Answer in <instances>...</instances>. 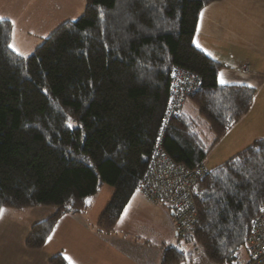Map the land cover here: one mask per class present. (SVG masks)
Returning <instances> with one entry per match:
<instances>
[{"label":"trees","instance_id":"1","mask_svg":"<svg viewBox=\"0 0 264 264\" xmlns=\"http://www.w3.org/2000/svg\"><path fill=\"white\" fill-rule=\"evenodd\" d=\"M218 1L85 0L77 20L27 57L10 49L12 24L0 20V208L54 209L31 226L28 250H40L57 221L84 212L105 185L114 192L97 228L111 234L160 133L162 151L191 169L249 112L255 89L219 84L222 64L193 44L201 10ZM176 68L197 75L200 89L165 120ZM191 193L196 221L179 239L197 258L170 247L161 264H195L198 255L248 264L250 225L264 205V139L208 170ZM48 264L67 262L56 255Z\"/></svg>","mask_w":264,"mask_h":264},{"label":"crops","instance_id":"2","mask_svg":"<svg viewBox=\"0 0 264 264\" xmlns=\"http://www.w3.org/2000/svg\"><path fill=\"white\" fill-rule=\"evenodd\" d=\"M193 44L212 60L222 64L223 68L217 76L219 84L222 78L224 83L221 85H252L256 96H260L257 104L253 103L255 99L253 97L249 112L233 124L210 149L203 161L204 167L205 164L207 165L211 152L217 146L224 144V140H229L227 138L230 133L231 136H236L235 143H232L231 137L229 143L232 144L226 143L220 147L222 158L213 162L211 169H208L212 170L233 155L245 150L253 141L264 139V104L260 102V99L264 101V0H220L204 7L199 14ZM244 66L248 67L246 73L241 70ZM221 74H223L222 77ZM259 93L261 94L258 95ZM185 107L188 108V104ZM210 138L212 137L209 135ZM139 195L138 200H133L136 193L132 196L123 214L131 205L134 206V210L137 209L136 205H143V200L154 207L156 215L160 213L161 216V220L156 219L161 224L158 244L139 245L134 242L133 238H119L116 233L114 234L123 214L111 234L100 232L97 228V221L104 210L92 216L88 208L80 214L62 216L67 217V221L71 220L69 222H74L76 225L75 228L69 224L77 231L67 248L72 252L75 251L76 255L70 256L63 251L57 254H61L64 259L68 257L67 260L65 259L67 264L69 261L71 264H161L163 251L166 248H172L169 244L172 239L171 235L177 237L172 216L165 206L153 205L146 201L140 193ZM62 217L57 221L55 230L58 224L66 222ZM67 226L61 230L58 227V232L71 231L67 229L70 228Z\"/></svg>","mask_w":264,"mask_h":264},{"label":"rangeland","instance_id":"3","mask_svg":"<svg viewBox=\"0 0 264 264\" xmlns=\"http://www.w3.org/2000/svg\"><path fill=\"white\" fill-rule=\"evenodd\" d=\"M84 8L85 0H0V20L9 21L12 24L10 44L16 50L14 51L11 47L10 49L21 57H27L61 24L77 20L83 14ZM254 97L253 103L257 104L260 96L257 97L255 94ZM260 102L264 104V101L261 99ZM191 109L190 115L198 120L199 117L196 110ZM200 126L202 135L206 136L208 134L207 126L204 124ZM231 135L230 133L227 138L229 140H224V144L222 145L236 142V136ZM231 137L233 141L229 143ZM222 145L217 146L211 152L207 165L205 164L206 169H211L213 162L222 158V154L220 153ZM113 192L111 187L105 185L100 188L94 197L87 200L89 212L92 216L104 210ZM139 197V193L136 192L133 200H138ZM136 206L137 209L135 210L132 205L126 209L114 234L116 233L119 238H133L134 242L139 243V245L146 243L151 245L158 244L161 235V224L156 219L161 220L160 213L157 216L155 208L146 204L144 200L143 205L138 204ZM38 209H3V214L0 215V264H48L50 258L62 251L67 252L70 256L76 255L75 251L67 250L70 241L74 238V233L77 231L76 229H72V226L76 228L75 223L69 222L71 220L67 221V217H62L63 221L66 222L58 224V227L61 230L68 225L67 227L70 228L67 229H71V231L66 230L59 233L58 227L56 230L54 228L52 230L53 233L48 238L49 240L47 239L48 241H46L47 244H44L45 246L33 253L28 250L26 238L31 226L36 222L49 218L54 213L53 208L43 207ZM165 220L164 218L163 221L165 222ZM69 224H72V226H69ZM171 237L172 239L169 244L172 247H177L186 254L193 250L191 245L184 244L183 240H180L178 237H174L173 235ZM192 254L194 257L197 256L195 253ZM73 262L75 263V260ZM195 264L205 263L198 255V261Z\"/></svg>","mask_w":264,"mask_h":264},{"label":"built area","instance_id":"4","mask_svg":"<svg viewBox=\"0 0 264 264\" xmlns=\"http://www.w3.org/2000/svg\"><path fill=\"white\" fill-rule=\"evenodd\" d=\"M247 72L248 67H242ZM200 89L197 75L176 68L171 73L168 96L169 107L166 119L179 115L184 100H187ZM161 133L156 139L154 151L144 172L138 191L146 201L153 205L165 206L172 214L176 236L187 237L196 221V209L192 199V188L207 174L203 164L195 168H187L174 163L161 149ZM264 205L251 222L250 233L246 240L249 254L248 264H264Z\"/></svg>","mask_w":264,"mask_h":264},{"label":"snow or ice","instance_id":"5","mask_svg":"<svg viewBox=\"0 0 264 264\" xmlns=\"http://www.w3.org/2000/svg\"><path fill=\"white\" fill-rule=\"evenodd\" d=\"M202 15V14H201ZM9 47H11V48H13V50L15 51L16 49L14 48V46L13 45H9ZM197 47H199V45L197 44ZM222 75L223 74H221V77H222ZM221 84H223L224 83V80L221 78L220 79V81H219ZM252 85H249V87H251ZM3 209L2 208H0V215H2L3 214ZM261 211H264V209H261ZM65 259L67 260L68 259V257H65ZM69 264H71V261H69Z\"/></svg>","mask_w":264,"mask_h":264},{"label":"water","instance_id":"6","mask_svg":"<svg viewBox=\"0 0 264 264\" xmlns=\"http://www.w3.org/2000/svg\"><path fill=\"white\" fill-rule=\"evenodd\" d=\"M171 214V213H170ZM171 216H172V214H171Z\"/></svg>","mask_w":264,"mask_h":264}]
</instances>
